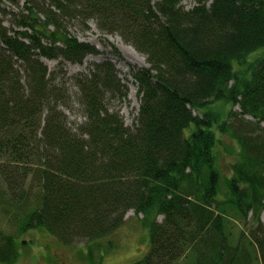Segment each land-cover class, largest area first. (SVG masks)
I'll use <instances>...</instances> for the list:
<instances>
[{"label": "trees", "instance_id": "obj_1", "mask_svg": "<svg viewBox=\"0 0 264 264\" xmlns=\"http://www.w3.org/2000/svg\"><path fill=\"white\" fill-rule=\"evenodd\" d=\"M181 1L0 0V264L15 262L17 235L33 228L97 247L130 209L150 241L130 264H264V0ZM90 19L148 64L129 71L131 127L105 102L128 93L113 63L73 77L85 120L71 127L66 83L42 60L97 54L68 31ZM218 102L228 104L222 121ZM216 132L239 146L222 199ZM230 218L256 226L235 233Z\"/></svg>", "mask_w": 264, "mask_h": 264}, {"label": "rangeland", "instance_id": "obj_2", "mask_svg": "<svg viewBox=\"0 0 264 264\" xmlns=\"http://www.w3.org/2000/svg\"><path fill=\"white\" fill-rule=\"evenodd\" d=\"M154 1V0H152ZM194 0H183L180 5L184 8H190L194 5ZM22 4V0H20ZM4 18V17H3ZM4 24L10 29H16L14 25H11L7 19H4ZM68 31L76 36L79 41L88 42L92 44L99 52L95 55L89 54L85 56L84 60L80 64L64 62L59 63V59H46L42 58L45 65H47L50 72H53L52 79L54 83L58 80H62L67 86V94L73 105L68 109L66 106H61V109L65 111L68 116L69 125L79 126L85 118L82 112V105L79 103V94L77 88L74 86V76L76 74H88L95 71V65L102 60H108L113 63L118 77L121 82L125 83L128 89L127 96L119 100L117 98L112 99L110 102L107 100L110 95H106L105 102L110 110L118 111L119 115L123 119L126 126L131 127L134 117L137 115L139 97L136 94V84L133 78L129 75L131 68L137 69L140 67H147L145 57L139 53L130 44L125 43L118 34H101L95 25V21L90 19L87 21V29L83 32L80 29L79 24L74 21L68 26ZM99 46V47H98ZM115 48V49H114ZM263 51L264 46L257 51ZM118 53V54H114ZM256 56V55H255ZM20 72H24L22 66L19 65ZM217 107H216V106ZM213 108L220 111L219 121L226 119L228 104L218 102ZM221 106V107H220ZM230 107V106H229ZM232 110L238 111V105H235ZM196 114V111H193ZM244 118L248 121L254 122L250 116ZM245 119V120H246ZM264 128V124H260ZM248 128L251 125L246 123ZM192 126H188L186 132L190 130ZM253 129H256L254 127ZM257 129L256 132L258 133ZM264 130H261L260 136ZM217 133V132H216ZM218 134V133H217ZM216 134V135H217ZM219 135V134H218ZM264 138V134L261 139ZM215 151V167L218 168L219 178V190L217 198L228 196L226 191V180L233 173L232 165L239 159V146L236 140L229 135H219V139L214 148ZM141 213L135 214L132 209L127 211L124 222L111 233L105 239H99L97 247L95 245L84 246L83 242L73 244H63L54 237H49L48 233L40 228L29 229L23 234H19V238H16L18 245L17 259L14 264H130L140 259L149 247V229L146 221ZM158 221L162 220L161 215H157ZM260 222L264 225V211L260 215ZM230 224L235 233H238L240 229L248 231L254 228L256 223L254 221H246L245 224L237 223L234 218H230ZM2 228L6 232L17 234V231L7 227L2 223ZM24 244H22V241ZM111 240L113 246L105 251L107 240ZM55 240V241H54ZM90 242L89 244H92ZM100 247L102 248H99ZM184 260L178 261L177 264H183ZM12 264V263H10Z\"/></svg>", "mask_w": 264, "mask_h": 264}, {"label": "bare ground", "instance_id": "obj_3", "mask_svg": "<svg viewBox=\"0 0 264 264\" xmlns=\"http://www.w3.org/2000/svg\"><path fill=\"white\" fill-rule=\"evenodd\" d=\"M99 47V46H98Z\"/></svg>", "mask_w": 264, "mask_h": 264}]
</instances>
